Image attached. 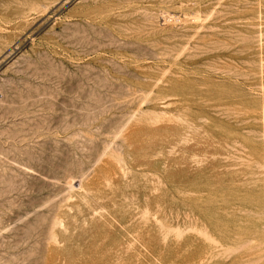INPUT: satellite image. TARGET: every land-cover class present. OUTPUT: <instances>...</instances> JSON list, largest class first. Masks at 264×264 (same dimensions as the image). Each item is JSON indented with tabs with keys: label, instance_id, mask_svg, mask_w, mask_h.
<instances>
[{
	"label": "rangeland",
	"instance_id": "374dc122",
	"mask_svg": "<svg viewBox=\"0 0 264 264\" xmlns=\"http://www.w3.org/2000/svg\"><path fill=\"white\" fill-rule=\"evenodd\" d=\"M0 264H264V0H0Z\"/></svg>",
	"mask_w": 264,
	"mask_h": 264
}]
</instances>
